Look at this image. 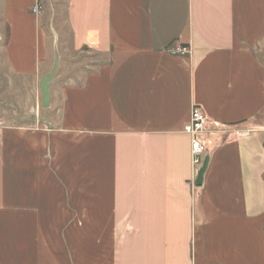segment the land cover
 Wrapping results in <instances>:
<instances>
[{"label": "crops", "instance_id": "1", "mask_svg": "<svg viewBox=\"0 0 264 264\" xmlns=\"http://www.w3.org/2000/svg\"><path fill=\"white\" fill-rule=\"evenodd\" d=\"M36 4L0 0L34 115L0 116V264H264V0H66L54 39ZM193 107L242 130L209 135L200 181Z\"/></svg>", "mask_w": 264, "mask_h": 264}, {"label": "rangeland", "instance_id": "2", "mask_svg": "<svg viewBox=\"0 0 264 264\" xmlns=\"http://www.w3.org/2000/svg\"><path fill=\"white\" fill-rule=\"evenodd\" d=\"M66 0H40L42 6V13L45 22V27H47L48 34L50 38H53L51 27L57 31L60 29V22L56 19V15L59 10H62ZM62 14L59 13V16ZM54 39V38H53ZM51 54L53 49L51 47ZM51 63V62H50ZM65 61L62 62L61 68L64 69ZM57 73L55 77L57 78ZM8 78H6L5 73L0 68V116L2 119H7L9 122H25V119L34 118L33 113L29 111L32 106V87L29 83L26 87V91L21 93L17 92L16 87L12 84L9 85ZM13 82V81H12ZM53 82V81H52ZM20 102V106L18 105Z\"/></svg>", "mask_w": 264, "mask_h": 264}, {"label": "built area", "instance_id": "3", "mask_svg": "<svg viewBox=\"0 0 264 264\" xmlns=\"http://www.w3.org/2000/svg\"><path fill=\"white\" fill-rule=\"evenodd\" d=\"M41 11L42 8L38 4L32 8V12L36 15H40ZM170 52L174 55L183 56L188 54V49L186 47L173 48ZM241 131L242 130L236 126L210 122L198 107H193L190 119L183 127V133L190 138V156L194 174L197 176L203 165L204 157L208 151V139L210 134L228 138L240 135Z\"/></svg>", "mask_w": 264, "mask_h": 264}, {"label": "water", "instance_id": "4", "mask_svg": "<svg viewBox=\"0 0 264 264\" xmlns=\"http://www.w3.org/2000/svg\"><path fill=\"white\" fill-rule=\"evenodd\" d=\"M58 64H59V58L57 53H55L54 56V62H53V66L51 71L42 77L40 84H39V88H40V94H41V107L42 108H47L49 106V101H50V94H49V88L51 86L52 80L55 77L57 70H58ZM206 159L203 162V165L201 167V169L199 170L198 174H197V180L200 181L201 177L204 173L205 167H206Z\"/></svg>", "mask_w": 264, "mask_h": 264}]
</instances>
